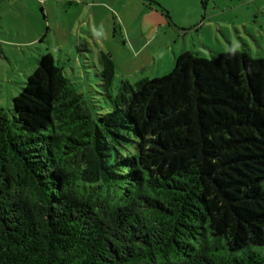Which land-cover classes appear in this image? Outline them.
Instances as JSON below:
<instances>
[{
  "label": "trees",
  "instance_id": "16d2710c",
  "mask_svg": "<svg viewBox=\"0 0 264 264\" xmlns=\"http://www.w3.org/2000/svg\"><path fill=\"white\" fill-rule=\"evenodd\" d=\"M99 60L107 107L49 54L0 107V264H264V54Z\"/></svg>",
  "mask_w": 264,
  "mask_h": 264
},
{
  "label": "rangeland",
  "instance_id": "374dc122",
  "mask_svg": "<svg viewBox=\"0 0 264 264\" xmlns=\"http://www.w3.org/2000/svg\"><path fill=\"white\" fill-rule=\"evenodd\" d=\"M120 1L125 8L89 7L105 22L87 27L80 23V8L67 9L65 1L0 0V107L12 108L13 97L44 54L52 56L78 93L104 107L108 98L99 51L115 62L109 88L113 96L122 81L134 86L141 79L169 74L184 52L205 59L230 50L246 51L254 59L264 54V0H160L168 8L160 10L158 3V13L146 17L140 10L145 0ZM113 18L120 32L113 29ZM152 23V31L142 30ZM144 43L147 48L138 53Z\"/></svg>",
  "mask_w": 264,
  "mask_h": 264
},
{
  "label": "crops",
  "instance_id": "0c3cea01",
  "mask_svg": "<svg viewBox=\"0 0 264 264\" xmlns=\"http://www.w3.org/2000/svg\"><path fill=\"white\" fill-rule=\"evenodd\" d=\"M18 1H20V0H13L14 3H17ZM49 1H50V3H54V4H61L62 1H65L66 3L70 4L69 7H67V9H71L73 7L80 8V11H79L80 23L82 26H84L86 24L87 27H92V25H95V26L102 25L105 22L104 17H102L100 19H96L95 15L93 16L92 12H90V10H88L89 7L92 9L96 8V7L97 8L107 7L106 9L111 8L113 10H116L117 8H125V6H126V3H124V5H123V3H121L120 0H79L80 4L77 3L78 0H49ZM145 1H143L142 4H140V10H142L145 13L144 14L145 17L146 16H152L155 13H158V7H157L158 3L163 7L162 8L159 6V8H161L160 10L164 11V8H168L167 5L166 4L163 5V3L160 0H145ZM113 21H114L112 23L113 29H117L120 32L121 31L120 26H119V24L118 25L116 24L117 20H114V18H113ZM157 23H158L157 26H160V27H163V25H164V23L159 22L158 19H157ZM124 26L127 29V25L125 24ZM154 26L155 25H153V23H152V24H149L147 28H145L143 26H141V27H142V30L152 31ZM96 28H98V27H96ZM123 44H125V43H123ZM131 44L133 45V41H131ZM145 46L147 48L146 43H144L140 47V49H138V53L144 51L143 49ZM99 54L101 55V54H109V53L99 51ZM112 60L114 61L113 57H112ZM114 69H115V62H114Z\"/></svg>",
  "mask_w": 264,
  "mask_h": 264
},
{
  "label": "built area",
  "instance_id": "2783aa9c",
  "mask_svg": "<svg viewBox=\"0 0 264 264\" xmlns=\"http://www.w3.org/2000/svg\"><path fill=\"white\" fill-rule=\"evenodd\" d=\"M40 4H44L46 0H37Z\"/></svg>",
  "mask_w": 264,
  "mask_h": 264
}]
</instances>
